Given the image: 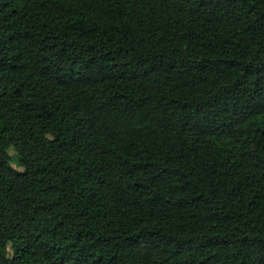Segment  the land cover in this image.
Here are the masks:
<instances>
[{"label":"trees","instance_id":"16d2710c","mask_svg":"<svg viewBox=\"0 0 264 264\" xmlns=\"http://www.w3.org/2000/svg\"><path fill=\"white\" fill-rule=\"evenodd\" d=\"M0 264H264V0H0Z\"/></svg>","mask_w":264,"mask_h":264},{"label":"rangeland","instance_id":"374dc122","mask_svg":"<svg viewBox=\"0 0 264 264\" xmlns=\"http://www.w3.org/2000/svg\"><path fill=\"white\" fill-rule=\"evenodd\" d=\"M10 153H13V152L10 150Z\"/></svg>","mask_w":264,"mask_h":264}]
</instances>
